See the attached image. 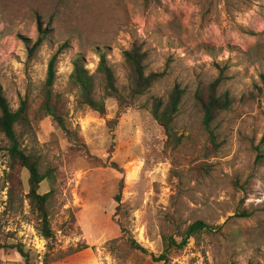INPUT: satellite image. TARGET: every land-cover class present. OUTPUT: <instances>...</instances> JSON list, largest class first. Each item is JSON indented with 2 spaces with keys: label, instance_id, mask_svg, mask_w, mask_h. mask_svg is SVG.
<instances>
[{
  "label": "rangeland",
  "instance_id": "rangeland-1",
  "mask_svg": "<svg viewBox=\"0 0 264 264\" xmlns=\"http://www.w3.org/2000/svg\"><path fill=\"white\" fill-rule=\"evenodd\" d=\"M43 32L46 38L37 44ZM64 44L55 91L67 102L70 133L41 111L49 60ZM134 45L147 53V73L164 75L115 123L118 102L101 84L97 97L105 100V114L80 104L72 62L80 56L94 72L105 52L128 93L131 71L123 52ZM221 73L219 94L234 101L214 123L218 150L208 156L192 146L171 150L151 114L152 97L166 100L180 84L186 93L177 130L196 133L202 112L195 91ZM262 73L264 0H0V85L14 109L28 97V122L17 129L48 175L40 192L52 193L56 249L85 246L52 264H121L110 242L123 240L115 215L122 176L123 222L156 256L164 233L183 232L197 219L224 225L222 232L192 237L170 262L125 249V264H264ZM206 143L200 134L196 144ZM8 147L0 132V264H25L5 246L16 243L31 253L33 264H44L47 242L30 211L28 172L8 182ZM112 161L123 175L109 166ZM241 211L249 216H238Z\"/></svg>",
  "mask_w": 264,
  "mask_h": 264
},
{
  "label": "trees",
  "instance_id": "trees-1",
  "mask_svg": "<svg viewBox=\"0 0 264 264\" xmlns=\"http://www.w3.org/2000/svg\"><path fill=\"white\" fill-rule=\"evenodd\" d=\"M46 38V32L39 37L37 44H41ZM66 44L59 48L50 58L45 81L41 89L42 102L41 111L52 117L58 127L70 133L67 124L68 108L67 102L62 95L55 91V84L58 78V61L62 50ZM100 60L94 72L86 66L82 57L78 56L73 60V69L70 75L72 83L79 91V102L101 114L106 113V103L102 98L97 97V86L101 84L106 96L114 97L119 105V110L113 122L117 123L126 109L133 105V100L145 94L160 78L164 72L146 71L145 61L147 53L136 45L123 52V58L131 71V85L128 93L124 92L117 84V77L113 67L110 65L107 54L100 51ZM264 83V73L261 74ZM224 82L223 73L215 80L206 85H200L194 94L195 102L200 107L202 118L199 122L196 133L179 134L177 130V117L180 112L181 104L185 96V89L180 84H175L165 100L160 96H153L151 99V114L155 121L163 128L167 137L166 145L173 151H180L187 146H192L195 150L201 149L205 156L209 152L218 150V139L214 123L220 113L229 110L233 105V99L228 93L219 94V90ZM28 97L20 102L17 109H14L0 85V132L9 141V171L7 173L8 182L12 183L21 170L28 172V193L27 199L30 211L34 217L36 229L40 236L47 242V251L43 256L44 264H52L74 255L84 249L85 246L69 247L66 250L56 249L57 238L52 227L50 216V200L52 193H41L40 188L43 181L48 177L41 170L40 160L34 153L28 152L22 144L21 133L17 129L18 124L28 122ZM200 134L205 135L207 143L199 148L196 141ZM104 164H108L105 162ZM109 166L124 174L123 168L115 161ZM124 177L120 180V188L115 195L117 202L116 217L120 231L123 234L122 242L112 240L110 250L117 262L125 264L127 256L124 250L149 255L153 262H170L177 251L183 249L192 237H197L203 232H222L223 224H213L204 219H197L188 224L182 232L163 234V250L159 256L150 252L133 236L131 230L123 222L126 211L123 206ZM9 195H13L12 187L9 185ZM121 216V217H120ZM238 216L247 217L246 211H241ZM119 241V242H118ZM15 249L25 261V264H33L31 253L25 249L21 243L5 245Z\"/></svg>",
  "mask_w": 264,
  "mask_h": 264
}]
</instances>
